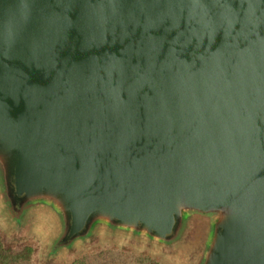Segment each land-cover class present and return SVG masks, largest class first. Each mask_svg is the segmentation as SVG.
<instances>
[{"label": "water", "instance_id": "1", "mask_svg": "<svg viewBox=\"0 0 264 264\" xmlns=\"http://www.w3.org/2000/svg\"><path fill=\"white\" fill-rule=\"evenodd\" d=\"M0 197L264 264V0H0Z\"/></svg>", "mask_w": 264, "mask_h": 264}, {"label": "rangeland", "instance_id": "2", "mask_svg": "<svg viewBox=\"0 0 264 264\" xmlns=\"http://www.w3.org/2000/svg\"><path fill=\"white\" fill-rule=\"evenodd\" d=\"M0 204L4 205V209L0 208L1 241L16 249L31 246L33 264H68L77 258L83 261V256L89 253L92 258L100 254L102 258L116 261L115 264H194L205 247L204 243L196 247L189 238L169 244L158 243L140 235L132 238L121 229L101 226L88 240H79L74 249L62 245L55 249L52 245L56 235L48 217L43 220L38 214L23 217L24 213L12 212L1 197ZM92 258L91 264H94Z\"/></svg>", "mask_w": 264, "mask_h": 264}, {"label": "trees", "instance_id": "3", "mask_svg": "<svg viewBox=\"0 0 264 264\" xmlns=\"http://www.w3.org/2000/svg\"><path fill=\"white\" fill-rule=\"evenodd\" d=\"M1 236V235H0ZM2 238V237H1ZM33 249L27 245L23 248L16 249L9 244H5L0 239V264H33ZM92 253L85 254L82 259L77 258L68 264H91ZM94 264H115L116 261L100 257V254L92 258ZM113 262V263H112Z\"/></svg>", "mask_w": 264, "mask_h": 264}]
</instances>
